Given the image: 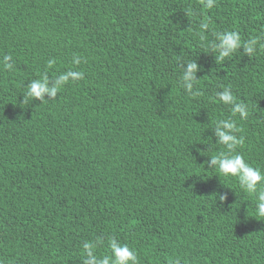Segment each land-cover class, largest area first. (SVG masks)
Instances as JSON below:
<instances>
[{
    "label": "trees",
    "instance_id": "trees-1",
    "mask_svg": "<svg viewBox=\"0 0 264 264\" xmlns=\"http://www.w3.org/2000/svg\"><path fill=\"white\" fill-rule=\"evenodd\" d=\"M226 30L264 36V0H0V62L14 61L0 63V264H82L98 238V256L115 238L138 264H264L256 196L206 163L232 118L237 151L264 171V50L216 61ZM193 59L199 95L181 86ZM68 70L85 78L23 103L32 80ZM222 86L246 120L215 98Z\"/></svg>",
    "mask_w": 264,
    "mask_h": 264
},
{
    "label": "clouds",
    "instance_id": "clouds-1",
    "mask_svg": "<svg viewBox=\"0 0 264 264\" xmlns=\"http://www.w3.org/2000/svg\"><path fill=\"white\" fill-rule=\"evenodd\" d=\"M217 0H200L203 8L212 9L215 7ZM210 29L209 22H201L199 25V33L201 41L205 39L204 33ZM215 41L210 45L212 53L215 54L216 61H224L226 58L232 57L235 53L243 49L244 54L250 58L258 52L264 50V36H254L247 40H242L238 31L226 30L215 32ZM11 54L3 56V69L12 71L14 69V61ZM82 62V57L74 55L72 64L79 66ZM55 58L48 60L47 67L49 69L56 65ZM182 75L181 82L185 91L191 95H199V90L196 88L198 82L197 74L201 71V65L193 59L181 64ZM85 74L83 71L68 70L52 77L48 76L47 72L40 78L34 79L27 86L24 94L23 103H27L29 99L40 100L45 102L46 97L55 99L58 93L70 82L83 80ZM223 90L215 93V98L224 105L230 107L233 117L239 116L241 120H246L249 116L248 105L244 102H237L229 87L222 86ZM215 137L217 138L214 145H223L227 151H217L214 155H209L211 158L207 161L209 169H216L218 175L224 177H233L238 180L240 188L249 195H255L256 216L264 217V171L260 168L253 167L248 163L245 157L237 151L244 145L245 137L238 135L242 129L237 122L232 118L219 119L214 127ZM213 147V145H212ZM210 151V150H209ZM208 151V152H209ZM207 153V152H205ZM220 201H226V194H216ZM102 239L98 238L95 242L87 241L82 245L81 257L82 264H138V255L134 249H131L127 244H121L117 239L110 238L109 245L111 255H97V249L102 243ZM175 264H179L176 261Z\"/></svg>",
    "mask_w": 264,
    "mask_h": 264
}]
</instances>
